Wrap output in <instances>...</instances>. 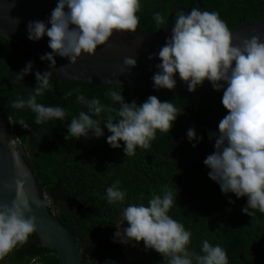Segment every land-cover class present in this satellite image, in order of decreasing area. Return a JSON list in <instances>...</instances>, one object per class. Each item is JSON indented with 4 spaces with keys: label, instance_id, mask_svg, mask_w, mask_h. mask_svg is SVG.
<instances>
[{
    "label": "trees",
    "instance_id": "trees-1",
    "mask_svg": "<svg viewBox=\"0 0 264 264\" xmlns=\"http://www.w3.org/2000/svg\"><path fill=\"white\" fill-rule=\"evenodd\" d=\"M140 2L136 32L151 37L161 35L165 28L157 27L155 12H160L166 22L174 8H199L197 0ZM202 4L207 11L218 12L230 30L264 18V0H202ZM29 61L33 62L32 71L23 80L17 79L16 73ZM36 71H49L51 83L37 102L63 107L69 113L64 121L53 119L36 125L35 113L30 109L12 107L13 100L27 99L36 87ZM56 78V71L46 62L0 36V115L20 139L27 152L25 159L38 175L41 193L51 202L50 213L68 229L80 247L84 264H167L161 254L146 249L142 241L137 242L141 257L130 262L125 245L114 235L125 207L141 203L147 206L151 194H161L165 187L177 196L169 215L192 233L189 251L200 253L202 241L207 239L225 249L229 264H264V213L255 210L254 216L245 215L242 209L247 197L223 193L219 184L209 178L210 169L204 164L215 151V140H210L209 134L218 135L219 122L228 114L222 104L223 89L216 91L209 85L168 96L128 86L60 80L55 90ZM73 89H79L86 99L98 98L105 109L119 108L108 95L110 90H116L127 103L135 100L139 105L156 95L161 102H172L182 113L169 133L157 131L149 149L138 147L134 156L127 157L123 141L115 149L107 143L111 133L103 124L105 140L91 133L79 139L69 136L67 126L72 116L87 110L77 101L76 93L65 96ZM109 115L115 118L117 113L106 110L99 119L103 123ZM21 119L29 129L18 124ZM190 128L196 133L192 141L187 138ZM115 181L120 182L119 187L127 195L123 202L109 204L106 189ZM68 198L77 199L90 211L77 213L68 207ZM58 260L57 252L39 247V239L33 233L27 243L18 246L0 264H57Z\"/></svg>",
    "mask_w": 264,
    "mask_h": 264
},
{
    "label": "clouds",
    "instance_id": "clouds-1",
    "mask_svg": "<svg viewBox=\"0 0 264 264\" xmlns=\"http://www.w3.org/2000/svg\"><path fill=\"white\" fill-rule=\"evenodd\" d=\"M140 10V0H57L48 21L51 27L43 21H30L28 39L38 41L47 35L52 52L40 59L50 61V68L56 65L54 55L76 64L82 54L94 56L97 48L107 44L114 32L137 33ZM153 19L157 27L166 23L160 12H155ZM155 55H150L149 59H154ZM158 56L159 71L152 77L157 90L174 89L177 73L187 83L189 92H194L205 80L212 83L214 90L223 89L222 104L228 114L219 122L218 135L209 134V139L215 140V151L207 156L204 164L210 169L209 178L219 184L223 193L247 197L242 209L245 215L254 216L255 210L264 213V41L260 35L253 34L234 43L232 31L218 12L193 7L189 13L177 11L171 36ZM123 64L128 70L135 67L137 61L125 57ZM32 69L33 62L29 61L16 73L17 79L23 80ZM35 77L37 85L32 93L27 99L13 100L12 107L30 109L35 113L36 125L53 119L64 121L69 113L63 107L37 102V97L51 87L50 72L36 71ZM74 93L87 110L72 116L67 126L69 136L79 139L91 133L99 138L104 135L103 124L111 133L107 143L115 149L120 148L123 141L127 157L134 156L138 147L149 149L157 131L169 133L182 113L172 102H161L156 95H150L138 105L135 100L125 102L121 92L110 90L108 95L119 108L105 109L98 98L86 99L79 89L65 96ZM106 110L116 111L117 116L109 115L102 123L99 117ZM18 124L25 129L30 127L23 119ZM187 138L196 139L194 129H188ZM13 152L15 154L14 148ZM119 183L115 181L106 189L109 204L123 202L126 198L127 193L121 190ZM6 187L11 190L13 185ZM15 193L11 205L0 202V260L18 246L22 247L37 232V217L26 216V212H31V205L24 180H16ZM176 197L165 187L161 194H151L147 206L129 204L122 212L128 226L123 231L121 225L116 226L115 237L123 244L142 241L146 249L161 254L167 264H229L225 249L219 244L212 245L207 239L202 241L200 253L189 251L191 231L169 215Z\"/></svg>",
    "mask_w": 264,
    "mask_h": 264
},
{
    "label": "water",
    "instance_id": "water-1",
    "mask_svg": "<svg viewBox=\"0 0 264 264\" xmlns=\"http://www.w3.org/2000/svg\"><path fill=\"white\" fill-rule=\"evenodd\" d=\"M197 2L199 9L206 10L202 0ZM56 6L57 0H0V36L40 59L46 53L52 52L48 46L49 38L45 35L38 41L29 40L27 25L30 21H43L51 27L48 21ZM179 10L189 13L191 9L174 8L166 20L163 33L159 36L114 32L107 44L97 48L94 56L82 54L76 64L69 63L68 58L54 55L56 65L52 68L57 73L54 89L56 90L57 82L60 80H74L158 91L168 96L175 92L188 91L187 83L180 79L178 73L174 77L176 87L172 90L166 88L157 90L152 80L153 75L159 71L156 66L161 63L159 50L171 36L173 19ZM231 31L234 43H240L243 38H250L253 34L260 35L261 40L264 41V18L243 24ZM152 54L156 55L150 60L149 56ZM125 57L136 59L137 65L127 70L123 64ZM43 61L50 66V61ZM121 69L124 71L122 72ZM209 85L212 83L205 80L196 89ZM26 156L27 152L20 139L14 134L4 116L0 115V202L11 205L16 196V180H24L25 191L31 205V212H26V216L34 214L37 217L35 234L39 239V247L57 252L59 257L57 264H84L80 247L68 229L50 213L51 202L41 193L38 175L30 168ZM8 184L13 185L11 190L6 187ZM67 204L77 213L90 211V208H86L75 198H68Z\"/></svg>",
    "mask_w": 264,
    "mask_h": 264
},
{
    "label": "rangeland",
    "instance_id": "rangeland-1",
    "mask_svg": "<svg viewBox=\"0 0 264 264\" xmlns=\"http://www.w3.org/2000/svg\"><path fill=\"white\" fill-rule=\"evenodd\" d=\"M55 212H56V208H55ZM120 225H121V228H120L121 231H123V229L127 227L126 221H123V219ZM124 245H125V252H126L127 258L130 262H135L141 257L142 252L137 242L129 241L127 244H124Z\"/></svg>",
    "mask_w": 264,
    "mask_h": 264
},
{
    "label": "flooded vegetation",
    "instance_id": "flooded-vegetation-1",
    "mask_svg": "<svg viewBox=\"0 0 264 264\" xmlns=\"http://www.w3.org/2000/svg\"><path fill=\"white\" fill-rule=\"evenodd\" d=\"M101 138H102L103 140H105V137H104V136H101Z\"/></svg>",
    "mask_w": 264,
    "mask_h": 264
}]
</instances>
